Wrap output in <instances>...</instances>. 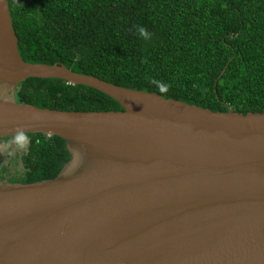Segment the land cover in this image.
I'll return each mask as SVG.
<instances>
[{
	"label": "water",
	"instance_id": "water-1",
	"mask_svg": "<svg viewBox=\"0 0 264 264\" xmlns=\"http://www.w3.org/2000/svg\"><path fill=\"white\" fill-rule=\"evenodd\" d=\"M17 44L0 0V138L58 136L70 159L54 178L0 183V264L264 258V112L211 111L60 63L25 62ZM28 78L87 86L122 109L17 103Z\"/></svg>",
	"mask_w": 264,
	"mask_h": 264
},
{
	"label": "trees",
	"instance_id": "trees-1",
	"mask_svg": "<svg viewBox=\"0 0 264 264\" xmlns=\"http://www.w3.org/2000/svg\"><path fill=\"white\" fill-rule=\"evenodd\" d=\"M7 3L25 62L60 63L117 86L211 111L264 112V0ZM14 99L61 111L122 109L93 88L61 79L28 78L16 86ZM21 138L29 144L24 169L9 183L54 178L70 159L58 136Z\"/></svg>",
	"mask_w": 264,
	"mask_h": 264
},
{
	"label": "flooded vegetation",
	"instance_id": "flooded-vegetation-1",
	"mask_svg": "<svg viewBox=\"0 0 264 264\" xmlns=\"http://www.w3.org/2000/svg\"><path fill=\"white\" fill-rule=\"evenodd\" d=\"M28 145L27 141H22L21 135L0 138V183H9L23 171ZM15 160L17 164L13 166Z\"/></svg>",
	"mask_w": 264,
	"mask_h": 264
},
{
	"label": "bare ground",
	"instance_id": "bare-ground-1",
	"mask_svg": "<svg viewBox=\"0 0 264 264\" xmlns=\"http://www.w3.org/2000/svg\"><path fill=\"white\" fill-rule=\"evenodd\" d=\"M264 220V218H263ZM252 264H264V258L263 257H255Z\"/></svg>",
	"mask_w": 264,
	"mask_h": 264
},
{
	"label": "clouds",
	"instance_id": "clouds-1",
	"mask_svg": "<svg viewBox=\"0 0 264 264\" xmlns=\"http://www.w3.org/2000/svg\"><path fill=\"white\" fill-rule=\"evenodd\" d=\"M139 32H140L141 35H143V36H147V32H146L145 29L140 28V29H139Z\"/></svg>",
	"mask_w": 264,
	"mask_h": 264
},
{
	"label": "rangeland",
	"instance_id": "rangeland-1",
	"mask_svg": "<svg viewBox=\"0 0 264 264\" xmlns=\"http://www.w3.org/2000/svg\"><path fill=\"white\" fill-rule=\"evenodd\" d=\"M16 164H17V160H15L13 166L16 165ZM17 167L19 168L20 167V164H18Z\"/></svg>",
	"mask_w": 264,
	"mask_h": 264
}]
</instances>
